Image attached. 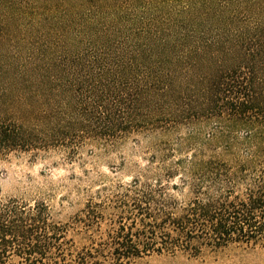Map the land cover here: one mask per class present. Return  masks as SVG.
<instances>
[{
  "label": "trees",
  "instance_id": "1",
  "mask_svg": "<svg viewBox=\"0 0 264 264\" xmlns=\"http://www.w3.org/2000/svg\"><path fill=\"white\" fill-rule=\"evenodd\" d=\"M130 143L123 194L67 222L0 197V264L264 247V0H0V161Z\"/></svg>",
  "mask_w": 264,
  "mask_h": 264
},
{
  "label": "rangeland",
  "instance_id": "2",
  "mask_svg": "<svg viewBox=\"0 0 264 264\" xmlns=\"http://www.w3.org/2000/svg\"><path fill=\"white\" fill-rule=\"evenodd\" d=\"M131 143L95 161L83 155L87 164L82 167L66 164L58 154L45 160L12 156L0 161V197L42 201L50 206L55 220L67 222L96 192L101 191L103 201L114 193L123 194L134 175L130 166L145 163L143 154L132 152ZM139 264H264V247L233 245L217 252L204 251L199 257L154 253Z\"/></svg>",
  "mask_w": 264,
  "mask_h": 264
}]
</instances>
